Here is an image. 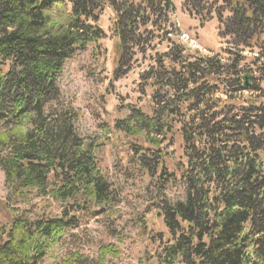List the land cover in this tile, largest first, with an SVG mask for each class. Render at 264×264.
Returning <instances> with one entry per match:
<instances>
[{
  "label": "trees",
  "instance_id": "1",
  "mask_svg": "<svg viewBox=\"0 0 264 264\" xmlns=\"http://www.w3.org/2000/svg\"><path fill=\"white\" fill-rule=\"evenodd\" d=\"M221 2L183 0L199 20L214 10L219 36L229 38L221 53L202 54L181 41L172 0H0V170L7 189L0 210L8 214L0 220V264L54 257L77 227V213L93 216L114 203L99 167L101 135L78 134L80 110L59 86L70 60L88 50L97 57L105 8L113 13V77L145 64L138 87L150 91L148 109L128 105L110 133L134 138L145 173L163 172L160 190L175 182L182 188V199L160 205L167 235L158 233L144 263L264 264V91L253 74L264 45L256 41L260 52L249 64L244 56L264 36V0ZM226 10L231 15L223 17ZM176 138L180 161L169 172L164 159ZM32 196L59 202L60 213L18 208ZM119 252L102 246L90 264H109ZM83 262L74 253L59 264Z\"/></svg>",
  "mask_w": 264,
  "mask_h": 264
},
{
  "label": "rangeland",
  "instance_id": "2",
  "mask_svg": "<svg viewBox=\"0 0 264 264\" xmlns=\"http://www.w3.org/2000/svg\"><path fill=\"white\" fill-rule=\"evenodd\" d=\"M212 2L210 0H207ZM182 0H173L176 7L175 22L179 25L183 36L181 41L192 50H199L202 54L210 51L220 52L229 47V38H221L220 22L211 11V18L190 17L182 8ZM205 12H203L202 15ZM224 11L223 16H227ZM113 14L105 8L100 15L98 25L103 29L106 37L98 42V55L95 58L90 50L79 54L70 60L59 79V86L65 100L80 110L81 117L77 123L79 135L88 137L94 133L101 135L104 143L98 151L99 167L112 185L114 203L110 208H104L96 215H89L86 211L77 213V227L69 229L59 244L58 251L52 258H45L40 264H59L61 257H71L74 253L83 255L90 264L96 260L100 247L111 244L119 249V257L108 259L109 264H146V254L156 249L158 233L167 235L162 216L158 209L167 201L182 199V188L175 182L171 187L161 189V178L164 176L160 168L155 174L149 175L137 162V154L131 148L132 142L123 134L110 133L117 118L125 115V107L137 105L148 109L150 97L149 89L143 95L139 91V73L142 66L137 65L126 75L115 79L112 75L114 67L113 37L111 27ZM259 39V40H258ZM259 41L264 45V36L258 35L252 40V47L246 48L245 63L249 64L260 52L256 45ZM165 42L162 47L167 46ZM163 49V48H160ZM264 59L257 61V82L264 91ZM140 99V101H139ZM181 140L177 139L169 146L172 154L166 156L164 165L167 171L174 172L176 163L180 161ZM156 159L147 161L156 164ZM7 198V189L4 185V175L0 170V209L2 201ZM22 204L16 202L19 209H31L32 212H41L56 215L60 213V203L30 197ZM71 209V208H70ZM7 212L0 210V220H7ZM148 263V262H147ZM149 264V263H148Z\"/></svg>",
  "mask_w": 264,
  "mask_h": 264
},
{
  "label": "water",
  "instance_id": "3",
  "mask_svg": "<svg viewBox=\"0 0 264 264\" xmlns=\"http://www.w3.org/2000/svg\"><path fill=\"white\" fill-rule=\"evenodd\" d=\"M245 78L246 79H245V83L244 84L247 86L248 85V76H246Z\"/></svg>",
  "mask_w": 264,
  "mask_h": 264
},
{
  "label": "bare ground",
  "instance_id": "4",
  "mask_svg": "<svg viewBox=\"0 0 264 264\" xmlns=\"http://www.w3.org/2000/svg\"><path fill=\"white\" fill-rule=\"evenodd\" d=\"M165 1V0H164ZM168 2V1H167ZM186 10V9H185ZM172 22V21H171Z\"/></svg>",
  "mask_w": 264,
  "mask_h": 264
}]
</instances>
